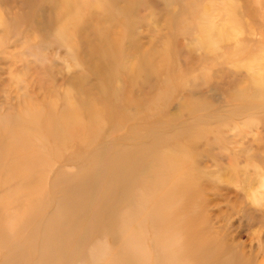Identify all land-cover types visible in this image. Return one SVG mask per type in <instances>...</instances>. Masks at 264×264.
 I'll return each instance as SVG.
<instances>
[{
	"label": "rangeland",
	"instance_id": "1",
	"mask_svg": "<svg viewBox=\"0 0 264 264\" xmlns=\"http://www.w3.org/2000/svg\"><path fill=\"white\" fill-rule=\"evenodd\" d=\"M0 264H264V0H0Z\"/></svg>",
	"mask_w": 264,
	"mask_h": 264
}]
</instances>
